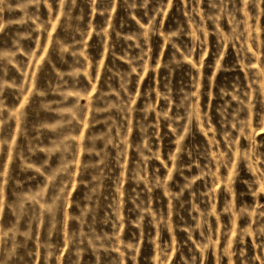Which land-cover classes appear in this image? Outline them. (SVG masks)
Returning a JSON list of instances; mask_svg holds the SVG:
<instances>
[{
  "label": "rangeland",
  "instance_id": "obj_1",
  "mask_svg": "<svg viewBox=\"0 0 264 264\" xmlns=\"http://www.w3.org/2000/svg\"><path fill=\"white\" fill-rule=\"evenodd\" d=\"M0 264H264V0H0Z\"/></svg>",
  "mask_w": 264,
  "mask_h": 264
}]
</instances>
